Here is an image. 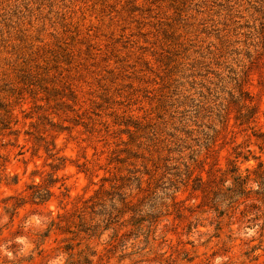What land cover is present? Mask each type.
Instances as JSON below:
<instances>
[{"label": "rangeland", "instance_id": "rangeland-1", "mask_svg": "<svg viewBox=\"0 0 264 264\" xmlns=\"http://www.w3.org/2000/svg\"><path fill=\"white\" fill-rule=\"evenodd\" d=\"M245 76L250 100L238 92ZM183 95L212 112L177 108ZM225 108L221 128L211 114ZM253 108V122L236 121ZM206 125L219 133L209 153L198 149L189 178L187 150L148 146L151 128L194 145ZM37 131L54 139L65 167L54 169ZM259 133L264 0H0V264H68L65 245L89 247L90 264H264V205L222 217L210 208L232 181L231 164L244 175L264 163ZM166 156L177 169L166 172ZM51 176V198L31 201L28 186ZM121 194L158 218L126 212L94 237L79 231L80 220H103L91 214L95 201L118 209ZM9 197L22 200L14 215L2 209Z\"/></svg>", "mask_w": 264, "mask_h": 264}, {"label": "trees", "instance_id": "trees-1", "mask_svg": "<svg viewBox=\"0 0 264 264\" xmlns=\"http://www.w3.org/2000/svg\"><path fill=\"white\" fill-rule=\"evenodd\" d=\"M206 66H203L204 68ZM207 70V67L205 68V71ZM197 76H204V75H199ZM27 88H29L30 91H33L32 86H34V83H31V80L29 78V74H27ZM246 83V76L243 77L242 79L238 80V92L240 95L244 97L245 100H250L249 94L243 89V84ZM54 92V91H53ZM69 95L71 96L72 99H74V92L70 91ZM23 100L21 95L20 97L17 98V100ZM192 98L190 95H183L182 96V101L178 102V107H183L186 103H191L192 107H195L199 109L200 111H205V112H212L207 104L208 103H202L199 105L201 102H198L197 104H193ZM191 107V106H190ZM176 113L183 114L184 112H178ZM211 115H214L216 118L217 122L221 124V128H223L226 123H227V109H223V111H219L216 109V113H212ZM256 111L255 109H250L246 114H241L239 113L236 116V121H240L241 124L249 125L250 122H253L255 119ZM210 116V115H209ZM183 116H180L179 122L182 120ZM53 126V125H52ZM55 126V125H54ZM208 131H200L198 137H195L191 139L195 144L190 145L187 143V141L182 140V138H178L175 133H166L163 130L159 129V127L151 128L147 132V138L148 141H150V144L148 146L150 147H155L158 148V145L163 144L162 147L163 149L167 152V154L171 153H179L182 154L183 151H188L189 155L187 156V160L191 163L187 162H180V164L184 167V172L186 175V178H189L192 171H193V165L198 164V158L200 156V151H198L199 148H203L205 153H209L212 150V147L214 143L216 142L219 130H216L215 128L212 127V125H206L205 126ZM139 128V127H138ZM141 128H139L140 130ZM175 131H178V127H175ZM181 132L186 136V138L192 136V131H186L181 129ZM37 138H35L37 143H40V141H43L44 145L43 148L46 151V153H49V157L53 158V160L57 161V164L54 166V169L58 170L60 167H65V157H57V152H56V144L54 142V139H52L51 142L44 141V138L42 137V133L37 131ZM162 134V135H161ZM164 135V136H163ZM133 136V134H132ZM257 138L261 140L260 142V149H264V133H259L257 135ZM40 146L38 144V148L35 149V152H37L40 149ZM139 146L137 145V149L140 151ZM194 147H197L195 149ZM241 153L236 154V158L240 156ZM185 156H180L179 159H183ZM244 160H247V156L243 157ZM173 158H169L166 156L163 161L165 162V165H163L164 169L167 171L170 170H175L177 169L176 167L171 166L168 168V162H171ZM200 163V162H199ZM178 176V175H176ZM229 176L231 178V183L230 185L225 188L223 191H217L213 193V197L211 199V206L210 208L213 209L214 212H216L218 217L222 216H230L238 206L240 205H245V207H252V208H258L259 205H264V163L263 162H258L257 167L252 170H245V174L242 175L238 173V168L231 164V169L229 170ZM132 179L134 182L137 183V188L139 189L141 186V179L138 176L133 175ZM16 180V179H15ZM55 183V179L53 176L50 177V180L47 185H40V184H31L28 186V190L30 191V199L31 201L37 203V204H42L47 202L51 196H52V191H51V186L52 184ZM255 184L256 188L252 189L249 187V184ZM115 188V187H114ZM125 194L119 195V202L121 203V207L118 209L114 208V205H111L109 210H106L103 206V204L99 203L100 200L95 201L91 205V209H94L91 211V214L94 215V218L96 216L100 217V219H103L101 222L97 221L93 225L92 224H86L83 220H80L79 224L77 225L79 231L84 232L88 238L94 237L95 233L100 232V224L105 223V226L103 230H108L109 226L112 224H115L117 221L116 219L122 218V216L126 212H131L132 216L130 219H157L158 217L154 216L156 214H153V209L151 208L147 214L143 215L140 211V209L136 208L135 206H131V203L129 201V196H124ZM123 196V197H122ZM15 200L13 204L10 206L5 205L2 207L4 211H8L11 209L13 211L12 215H14V211L18 206H20V201L21 199H16L14 197H9L6 199L8 200ZM249 201V203H247ZM95 210V208H97ZM230 214V215H229ZM92 218V219H94ZM99 219V218H97ZM219 229V228H217ZM140 230L138 227L136 228V231ZM102 231V229H101ZM101 235V234H99ZM122 236H118L117 233H115L112 237V243L114 247L119 245L118 243L121 242ZM78 246V245H77ZM15 246H11L10 248H14ZM64 252H66L68 259H70V262L68 264H90V261H88V256H94L95 252H89L90 251L89 247L85 246L84 249L79 250L78 252L74 253L73 252V246L72 245H65L63 247ZM73 258H76L73 260Z\"/></svg>", "mask_w": 264, "mask_h": 264}]
</instances>
